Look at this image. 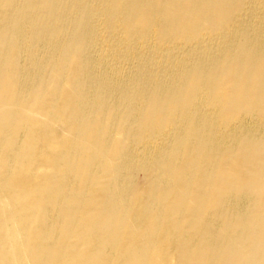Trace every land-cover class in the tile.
I'll list each match as a JSON object with an SVG mask.
<instances>
[{"label": "bare ground", "instance_id": "6f19581e", "mask_svg": "<svg viewBox=\"0 0 264 264\" xmlns=\"http://www.w3.org/2000/svg\"><path fill=\"white\" fill-rule=\"evenodd\" d=\"M0 264H264V0H0Z\"/></svg>", "mask_w": 264, "mask_h": 264}]
</instances>
